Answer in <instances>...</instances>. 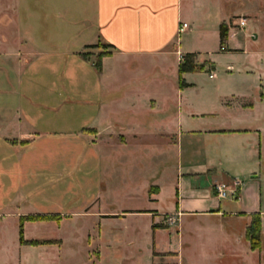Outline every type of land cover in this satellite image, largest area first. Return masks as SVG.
Returning <instances> with one entry per match:
<instances>
[{
  "label": "crops",
  "instance_id": "obj_1",
  "mask_svg": "<svg viewBox=\"0 0 264 264\" xmlns=\"http://www.w3.org/2000/svg\"><path fill=\"white\" fill-rule=\"evenodd\" d=\"M0 1L1 8L13 11L16 33L9 39L17 42L14 48L9 47L2 36L1 65L7 57L15 56L18 71L51 74L53 82L47 94L52 98L71 82L70 87L79 90L82 105L91 107L82 128L71 137L68 132H38L37 119L27 114L6 117L0 113V198L5 172L14 176L15 186L20 188L19 180L30 185L37 166L52 171L66 161L62 154L53 155V149H68L72 144L92 155L98 171H117L124 162L121 169L127 195L135 198L141 193L148 202L147 207L124 214L151 219L152 253L158 255L159 264H180L184 255L179 240L186 232L206 264H264L262 0H256L252 27L244 37L251 41L231 46L233 30L228 28L224 52L218 50L219 45L209 47L208 37L216 35L219 41V26L229 24L243 0H25L30 9L43 11V17L51 21L54 32L48 36L39 35L30 25L25 28V21L19 20L20 2L7 8L5 0ZM33 17L39 26V14ZM181 24L187 27L179 33ZM54 42L61 48L48 49ZM97 45L104 47L92 48ZM100 53L106 56L97 70L95 58ZM187 53L197 54L196 61L206 58L214 65L220 53L237 60V66L227 70L234 71L242 85L217 89L219 110L252 117H218L219 113L200 110L191 100L197 90L193 78L199 73L183 74L186 86L179 88L178 66ZM216 73L202 74L213 83ZM167 81L171 82L168 93ZM41 149L45 152L38 154ZM6 152L14 154L7 165ZM219 185L225 186L227 198H218ZM166 190L175 202L164 211L160 203ZM106 192H98L97 202ZM108 194H112L111 188ZM18 196L15 194L10 203ZM35 215L16 214L18 218ZM164 215L173 220L167 229H161ZM253 215L260 218L255 250L246 239ZM97 216L100 224L125 217L106 210ZM202 221L203 225L199 224ZM34 223L39 222H24L23 234ZM170 227L177 228L178 242L168 241L159 248L158 234Z\"/></svg>",
  "mask_w": 264,
  "mask_h": 264
},
{
  "label": "rangeland",
  "instance_id": "obj_2",
  "mask_svg": "<svg viewBox=\"0 0 264 264\" xmlns=\"http://www.w3.org/2000/svg\"><path fill=\"white\" fill-rule=\"evenodd\" d=\"M15 2H20L19 20L25 21V28L30 29V25L39 35L53 34L51 21L43 17V11L30 9L27 0H5L3 5H9V8ZM255 4L256 0H243L241 9L233 12L234 17L228 24L233 30L231 46L251 41L244 37L251 30ZM12 14L11 9L0 7V41L3 36L6 39L3 42L14 48L17 42L10 40L11 34L16 33ZM34 14H39V19H42L39 26L33 23ZM240 18L246 20L244 32L235 26ZM51 44L48 49L62 46L58 42ZM207 44L211 48H218V36L210 35ZM218 50L220 51V45ZM219 55V62L215 64L216 80L212 83L202 74L204 72H197L199 74L193 78L197 90L192 92L191 100L204 113H219L218 117H252L250 114L232 116L220 112L217 89H237L242 84L234 71L231 73L227 70L228 66H237V60L229 58L228 54ZM15 60V56H9L3 61L4 66L0 62V113L6 117H22L24 114L35 117L36 130L50 135L68 132L71 137V133L80 130L91 113V107L82 105L77 87L71 88L70 82L67 89L57 91L52 94V98L47 94L48 86L53 82L52 75L43 71L35 74L28 70L20 72L14 67ZM196 62L198 65L204 64L206 71L209 69L206 58H199ZM245 84L251 86V81ZM170 87L171 82L167 81V93ZM55 140L57 139H53ZM44 152L41 149L38 154ZM52 153L62 154L66 161L52 171L37 166L30 175V185H24L22 183L25 181L19 180V188L13 184L15 178L12 174L5 172L2 175L5 189L0 198V264H159L161 260L156 258L158 255L152 253L151 219L124 214L127 210L148 206L141 193L135 198L127 195L128 185L124 170L121 169L125 167L124 162H121L117 171L109 168L102 172L94 165L92 155L80 151L75 145L70 144L68 149H53ZM4 155L5 164H10L14 154L6 152ZM110 188L111 195L108 194ZM105 190L107 194L101 195L97 202L98 192ZM15 194L19 195L18 198L10 203ZM173 198L168 190L164 192L160 203L164 211L174 204ZM105 210L125 217L100 224L97 214ZM16 214H45L35 216L52 217L53 220L37 221L39 223L29 224L25 228L26 244L36 242L41 246L20 247L19 218ZM48 214L64 216H47ZM62 218L61 226L57 227ZM171 219L170 216H162L161 229H167ZM199 224L203 225V221ZM176 230V227H170L169 231L159 233L158 247L161 248L162 244L165 246L168 241L178 242ZM181 242L184 258L180 264H206L199 256L200 248L195 247L187 232L179 240Z\"/></svg>",
  "mask_w": 264,
  "mask_h": 264
},
{
  "label": "trees",
  "instance_id": "obj_3",
  "mask_svg": "<svg viewBox=\"0 0 264 264\" xmlns=\"http://www.w3.org/2000/svg\"><path fill=\"white\" fill-rule=\"evenodd\" d=\"M228 25L227 24H221L219 26V45L220 47L225 45V42L228 38ZM103 48L102 45L93 46L92 48ZM106 56L105 53H100L96 55L95 58V67L97 70H100L101 68V59ZM197 54L195 53H187L181 57L179 66H178V80H179V88L182 89L186 86L182 80V75L186 73H197V72H204L205 65L201 64L198 65L196 62ZM209 69L206 72H213L215 70V65L210 62L206 61ZM52 217H41V216H26V217H20L19 218V244L21 246L23 245H29V246H41V244H38L36 242L28 243L26 244L24 240V234H23V224L24 222H37V221H49L53 220ZM154 227H152L153 229ZM246 239L248 240L250 244V248L252 250L258 249L259 246V240H260V218L258 215H253L251 218V222L249 227L246 229ZM44 245V243H43Z\"/></svg>",
  "mask_w": 264,
  "mask_h": 264
},
{
  "label": "built area",
  "instance_id": "obj_4",
  "mask_svg": "<svg viewBox=\"0 0 264 264\" xmlns=\"http://www.w3.org/2000/svg\"><path fill=\"white\" fill-rule=\"evenodd\" d=\"M238 29L243 30L246 27V20L244 18L238 19V22L235 25ZM187 27L186 24H181L179 27L178 32L181 33L184 31V29ZM220 51L224 52L226 51L225 45L220 47ZM217 196L220 199H225L229 196V193L226 191V188L224 185L216 186ZM171 223H173V220H170Z\"/></svg>",
  "mask_w": 264,
  "mask_h": 264
}]
</instances>
